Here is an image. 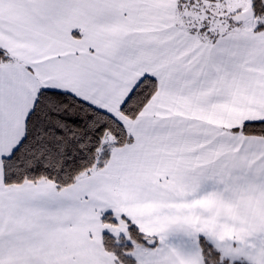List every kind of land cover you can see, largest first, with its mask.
Wrapping results in <instances>:
<instances>
[{
  "label": "snow or ice",
  "instance_id": "obj_1",
  "mask_svg": "<svg viewBox=\"0 0 264 264\" xmlns=\"http://www.w3.org/2000/svg\"><path fill=\"white\" fill-rule=\"evenodd\" d=\"M0 264H264V0H0Z\"/></svg>",
  "mask_w": 264,
  "mask_h": 264
}]
</instances>
